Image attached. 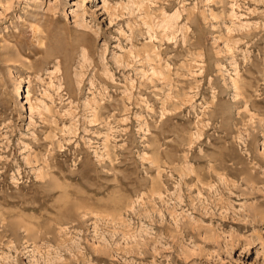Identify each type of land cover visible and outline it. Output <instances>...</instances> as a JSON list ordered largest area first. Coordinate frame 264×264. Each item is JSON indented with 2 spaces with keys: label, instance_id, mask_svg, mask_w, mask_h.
<instances>
[{
  "label": "rangeland",
  "instance_id": "1",
  "mask_svg": "<svg viewBox=\"0 0 264 264\" xmlns=\"http://www.w3.org/2000/svg\"><path fill=\"white\" fill-rule=\"evenodd\" d=\"M0 264H264V0H0Z\"/></svg>",
  "mask_w": 264,
  "mask_h": 264
}]
</instances>
